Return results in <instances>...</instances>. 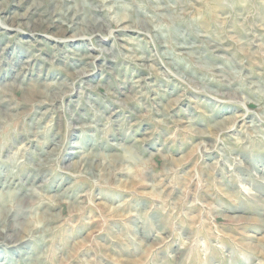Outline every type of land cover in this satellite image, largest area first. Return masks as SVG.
Here are the masks:
<instances>
[{
  "label": "rangeland",
  "instance_id": "1",
  "mask_svg": "<svg viewBox=\"0 0 264 264\" xmlns=\"http://www.w3.org/2000/svg\"><path fill=\"white\" fill-rule=\"evenodd\" d=\"M2 229L0 264H264V0H0Z\"/></svg>",
  "mask_w": 264,
  "mask_h": 264
},
{
  "label": "bare ground",
  "instance_id": "2",
  "mask_svg": "<svg viewBox=\"0 0 264 264\" xmlns=\"http://www.w3.org/2000/svg\"><path fill=\"white\" fill-rule=\"evenodd\" d=\"M54 19V18H53ZM73 22V21H72ZM36 23H37V21H36ZM60 23V20H54V21H52L51 22V24L49 25L50 26V28H53V27H57V24H59ZM44 28V27H43ZM70 27H66V28H62V29H60V31H61V33H66V32H68V31H70ZM85 160V159H84ZM88 164V163H87ZM94 166V165H93ZM91 167V166H90ZM93 168V167H92ZM10 239V236H9V234H8V232H7V230H5V229H2V230H0V242H5L6 240H9ZM21 242H23V241H19L18 242V244L19 243H21Z\"/></svg>",
  "mask_w": 264,
  "mask_h": 264
}]
</instances>
